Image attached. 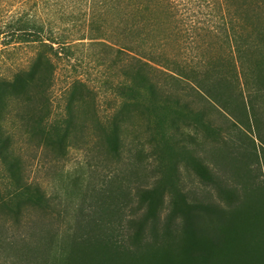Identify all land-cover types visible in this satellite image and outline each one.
Listing matches in <instances>:
<instances>
[{"label":"trees","instance_id":"16d2710c","mask_svg":"<svg viewBox=\"0 0 264 264\" xmlns=\"http://www.w3.org/2000/svg\"><path fill=\"white\" fill-rule=\"evenodd\" d=\"M49 1L0 0V48L33 44L36 49L28 69L16 71L11 77H0V161L17 187L34 192L38 199L44 200L43 191L24 178L13 134L5 121L13 113L14 102L17 107L14 113L22 125L41 136L45 133L51 115L57 59L63 51L74 47L69 41L71 28L83 32L82 37L76 39L88 36L126 53V79L121 86L136 92L146 91L152 100L186 109L200 126L218 135L230 159L239 160L235 159L240 153L234 142L235 128L252 127L255 131L252 141L255 144L257 139L261 146V153L255 152V156L260 159V170L264 173V0H204L208 3L210 18L203 24L191 18L193 12H198L191 2L203 0H191L190 4L186 0H75L78 12L62 21L64 26L60 31L55 21L41 14L47 10ZM180 4L183 17L179 21ZM163 18L166 23H162ZM160 30L162 37L158 36ZM215 32L223 37L229 50L225 56L210 61L205 55L209 45L207 36ZM173 36L180 48H190L195 51L194 55L187 53L178 60L164 54L161 49ZM153 69L178 82L190 81L191 89L207 100L205 107L194 109L181 99L180 91H173L157 81ZM83 84L75 81L70 89L67 133L76 123L77 108L84 104L83 89L79 87ZM187 89L184 85L178 87L182 91ZM137 105V101L124 99L109 122L111 134H106L116 151L123 141L121 124ZM213 108L222 112L224 123L218 124L212 117ZM54 127H59L57 122L45 133L46 142L64 150L66 132L54 133ZM245 156L252 159L254 153L250 151ZM196 163L208 174L220 198L227 199L225 206L210 201H190L179 187L181 205L177 206L175 198L171 197L168 212L162 218V207L159 208L154 199L164 178L158 179L150 189L139 190L138 206L129 213L126 208H130V203L110 207L106 201L99 202V218L81 225L80 236L74 238L77 245L87 247L83 253L85 264L91 261L94 264H173L171 252L175 244L179 250L188 248L185 255H190V264H194L198 256H203L207 264H264V224L257 229L239 227L241 219L235 214L238 205L248 201L242 197L244 192L247 197L252 192L247 182H240L238 187V182L226 177L216 178L201 159H196ZM258 190V193L252 192L255 203L264 201V188ZM157 200L166 202L162 191ZM205 220L214 225L206 226ZM237 240L240 248L227 255ZM72 252L79 254L74 247Z\"/></svg>","mask_w":264,"mask_h":264},{"label":"rangeland","instance_id":"374dc122","mask_svg":"<svg viewBox=\"0 0 264 264\" xmlns=\"http://www.w3.org/2000/svg\"><path fill=\"white\" fill-rule=\"evenodd\" d=\"M74 1L50 0L47 10L41 14L55 21L60 31L64 26L62 21L78 12ZM186 2L190 4L191 0ZM191 4L198 11L193 12L191 18L200 24L207 23L210 18L208 3L203 0ZM179 7L177 17L180 21L183 12L181 4ZM166 22L163 18L162 23ZM68 32H72L69 41L74 47L71 51H63L57 59L51 115L45 125L48 134L54 122L58 123L59 127L52 131L60 135L66 132V148L60 150L57 145L46 142L45 133L41 136L22 125L14 113L17 108L14 102L13 113L5 121L13 134L24 178L43 191L44 200L38 199L34 192L17 187L0 161V264H85L83 253L87 247L77 245L74 238L80 236L81 225L99 218V202L106 201L110 207L130 203V208H126L129 213L138 206L137 192L152 188L160 178H164V182L154 201L162 207V218L168 212L171 197L175 198L177 206L181 205V196L177 194L179 187L190 201H210L225 206L227 199L220 198L208 174L196 163L198 158L209 165L218 179L226 177L238 182V187L240 182L246 181L248 189L257 193L259 187L264 188V173L260 170V159L255 156V152L261 153V146L257 139L255 144L252 141L255 139L252 127L235 128L234 142L240 148L235 159L239 160L230 159L218 135L200 126L186 109L174 103L152 100L146 91L136 92L121 86L126 79V53L88 36L76 39L83 35L76 28ZM162 33L160 30L158 36H164ZM207 39L209 45L205 55L210 61L226 55L229 48L222 36L215 32ZM175 40L173 36L161 51L178 60L187 53L191 57L194 55L195 51L180 48ZM35 51L33 44L2 45L0 77H11L16 71L28 69ZM152 72L157 81L173 91H180L181 99L194 109L205 107L207 100L191 89L190 81L178 82L162 72L154 69ZM75 81L84 83L79 85L83 89L84 104L77 108L76 123L67 133V103ZM182 85L188 89L178 90ZM124 99L137 101L138 105L121 124L123 141L116 151L106 133L111 134L109 122ZM212 110L211 115L217 123H224L222 112ZM250 151L254 153L252 159L245 156ZM160 191L165 196L164 204L157 200ZM252 192L248 197L244 192L242 197L248 198L244 205L236 202L239 207L235 214L241 219L239 227L257 229L264 224V205L261 204L264 201L255 203ZM228 202L234 203L229 199ZM205 223L206 226L214 225L210 220ZM231 239L234 243V230ZM240 246L237 240L226 254L231 255ZM73 247L78 255H73ZM178 248L176 244L172 248L173 264H190V255H185L188 248ZM203 259V256L196 257L194 264H207Z\"/></svg>","mask_w":264,"mask_h":264}]
</instances>
